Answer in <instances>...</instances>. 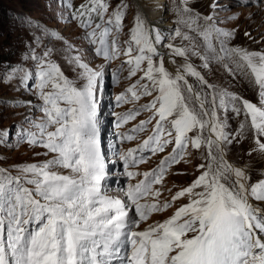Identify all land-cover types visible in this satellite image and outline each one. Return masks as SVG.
<instances>
[{
	"label": "snow or ice",
	"instance_id": "1",
	"mask_svg": "<svg viewBox=\"0 0 264 264\" xmlns=\"http://www.w3.org/2000/svg\"><path fill=\"white\" fill-rule=\"evenodd\" d=\"M58 2L67 11L68 22L84 30V39L96 45L95 55L105 63L94 68L79 55L72 57L68 63L75 65L77 79H69L52 59L54 49L41 47L43 36L64 38L47 33L29 17H18L22 27L40 34L29 32L19 61L0 72V89L32 92L35 85L33 94L42 102L43 118L36 122L25 117L37 131L22 129L17 143L26 139L51 158L13 165L16 175L0 167V264H264V207L259 206L264 205V179L252 182L245 169L225 158L226 146L239 142L241 136L248 139L246 132L254 140L252 152L264 156V51L229 47L236 30L219 26L216 11L228 10L221 8L220 0H213L212 13L206 16L194 11L190 0H180L176 23L187 31L177 27L167 38L139 14L125 32L130 7L126 0H83L78 6L72 0ZM257 3L264 5V0ZM235 6H251V0H235ZM121 35L127 37L123 43ZM244 35L252 38L248 32ZM175 38L186 43L176 45L171 42ZM121 55L127 59L112 73L114 77L125 71V65L126 79L142 74L116 96L118 104L134 103L142 96L151 99L118 117L117 127L135 120L141 111L150 113L149 119L140 120L131 131L143 132L146 125H153L137 149L120 154L126 176L141 175L128 168L147 162L144 156L137 161L135 152L148 150L155 155L174 146L156 169L144 172V179L114 196L102 183L107 170L98 111L106 68ZM193 56L203 61L204 69L215 61L233 75L238 72L248 78L258 87L260 106L225 89L217 91L190 62ZM165 57L171 64L177 63L176 57L184 62L173 73ZM10 103L0 99L4 107ZM31 105L30 100L12 103L13 107ZM219 109L243 115L236 135L228 130L229 116L221 118ZM15 128H0V146H10ZM205 146L207 163L198 165L200 175L171 200L161 202L162 193L153 185L162 183L166 166L179 163L189 147ZM183 197L188 202L168 219L141 228L153 213L166 211Z\"/></svg>",
	"mask_w": 264,
	"mask_h": 264
},
{
	"label": "rangeland",
	"instance_id": "2",
	"mask_svg": "<svg viewBox=\"0 0 264 264\" xmlns=\"http://www.w3.org/2000/svg\"><path fill=\"white\" fill-rule=\"evenodd\" d=\"M72 2L74 6H78L83 0H72ZM126 2L130 7L127 10L125 32H127V28L131 27L135 14H139L145 20L148 14H151V16H163L164 18L158 26L150 27L159 30L165 38L169 35H174V29L177 27H181L183 31H187L182 25L176 23L178 19L176 9L180 6V0H126ZM212 2L213 0H190V6L194 11L206 16L212 13L209 7ZM220 4L221 8L228 10L216 11L215 15L221 22L219 26L226 30H236V36L230 42L229 47H242L250 51H264V5H259L257 0H251V6L246 7L235 6V0H220ZM62 15L65 19H61ZM67 15V11L63 10L58 0H0V72L9 63L16 64L19 61L29 38V32H32L33 35L40 34L34 28L25 29L22 27L18 23V17H29L33 22L38 23L40 28L44 29L47 33H57L64 38L63 40H57L50 35L43 36V45L41 47L47 46L54 49L52 59L61 67V70L69 79H77L76 72L73 71L75 65L68 63L72 57L79 55L82 58V62L89 63V66L94 68H98L101 64L105 63L102 56L95 55L96 45H90L84 39V30L79 28L75 22H68ZM233 15H237L239 18L237 20L228 19V17ZM162 27L165 30H162ZM245 32L250 33L252 38L250 39L245 36ZM126 38V35H121V43ZM64 40L68 43L66 44ZM168 42L165 39L164 44ZM171 42L176 45L186 43L180 38H175ZM157 47L159 51H168L166 47ZM125 59L127 58L121 55L119 59L111 62L110 67L106 68L98 111L101 152L105 159L106 179H109L104 184L108 190V194L114 196L122 195L119 191L121 188L127 189L130 183L134 184L144 179L142 174L156 169L159 161L167 156L174 146L169 145L165 149V152L155 155L148 150H144L143 152L137 151V155L141 154V156H144L147 162L139 166H137V163L135 165L137 167L130 166L128 168L129 171L137 170L141 175L133 179L126 176L124 162L120 160L119 153L112 149H123L124 151L137 149L143 143V140L151 134L153 125L149 124L146 132L136 134V132L131 131L133 127L139 124L140 120L149 119L150 113L144 111H141L135 120L129 121L121 127H117V124L113 121L112 114L119 113L123 115L129 110L139 109L141 105L148 103L151 99L150 97L142 96L139 101L134 103L121 102V105L116 103V96L124 93L127 87L131 83H134L139 75L142 74H138L137 77H133L131 80L126 79L128 66L125 65V71L117 73L116 77H114L112 73L120 67L121 61ZM175 59L177 63L170 64L176 69L177 65L182 64L184 61L179 57ZM168 61V57H165L166 67ZM190 62L205 76L210 84L216 86L217 91L225 89L260 106L258 87H253L249 83L248 78L240 75L238 72L233 75L223 64L216 63L215 61L210 63L208 69L202 67L203 61L198 57L193 56ZM144 67H146V64ZM189 82L193 85L197 83L194 77H189ZM35 91L34 84L32 92L14 91L10 88L0 89V99L8 100L12 103L19 101L21 104L25 101H32L31 107H13L12 103L7 107L0 105V128H11L12 125H16V128L12 129L13 134L10 137V146H0V167L9 168L13 175H16L15 170L12 168L13 165L41 163L45 159L51 158V156L45 157L43 155L45 151L43 148L29 146L26 139L24 142L17 143L22 129L25 131H37L25 122V117L36 122H39L43 118V113L39 110L42 102L38 99L37 95L33 94ZM127 95L130 98V94ZM228 107L231 108V104ZM218 114L221 118L225 115L229 116L228 130L233 135H236L239 124L244 119L243 115L236 116L231 112L225 113L223 109H219ZM122 133L133 135L136 139L131 141L122 139ZM245 134L248 135V139H244L241 136L239 142H233V144L226 146L225 158L232 165L245 169L251 176V181L256 182L264 179V175H262L264 173V156L252 152L254 140L251 138V134L247 132ZM189 135H192V133H189ZM37 153L41 154L37 155ZM134 155H136V152ZM205 157L206 146L201 150L189 147L179 163H173L170 167H166L162 183L153 186L162 193L159 200L161 202L171 200L172 195L177 191L188 187L200 175L198 165L207 163ZM149 179L151 180V178ZM187 202V197H183L166 211L153 213L149 221L142 224L141 228H146L148 223L163 222L174 213L176 208ZM259 206L264 207V205Z\"/></svg>",
	"mask_w": 264,
	"mask_h": 264
},
{
	"label": "bare ground",
	"instance_id": "3",
	"mask_svg": "<svg viewBox=\"0 0 264 264\" xmlns=\"http://www.w3.org/2000/svg\"><path fill=\"white\" fill-rule=\"evenodd\" d=\"M163 16H160V15H158V16H151V14H148L147 16H146V21H147V23H148V25L149 26H158L159 24H160V22H161V20H163ZM162 30L164 29L163 27L161 28ZM165 30V29H164ZM162 34V33H161ZM167 67H168V69H169V71L170 72H175V68L170 64V62L168 61L167 62ZM235 166V165H234ZM235 167H237V166H235Z\"/></svg>",
	"mask_w": 264,
	"mask_h": 264
}]
</instances>
